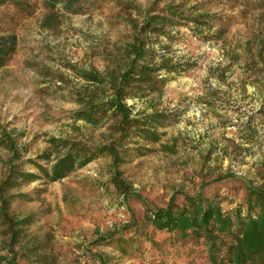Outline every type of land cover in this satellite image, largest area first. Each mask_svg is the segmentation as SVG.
Masks as SVG:
<instances>
[{
    "label": "rangeland",
    "instance_id": "obj_1",
    "mask_svg": "<svg viewBox=\"0 0 264 264\" xmlns=\"http://www.w3.org/2000/svg\"><path fill=\"white\" fill-rule=\"evenodd\" d=\"M44 2L0 8V32L19 39L0 69V139L7 131L17 141L22 158L16 164L50 151L53 138L94 145L110 140L111 122L96 128L74 119L81 109L77 93L88 85L81 74L124 67L146 15L169 17L164 34L148 39L157 54L185 70L163 73L162 93L128 101L135 114L169 115L159 127L160 142L127 143L132 150L123 156L122 179L142 200L121 195L110 182L109 159L99 158L60 182L22 187L21 193L45 192L33 195V202L15 200L11 213L36 215L29 236L48 264H98L101 255L107 264H210L202 242L148 226L146 208L166 207L173 197L183 204L187 195L201 193L223 200L227 209L229 202H244L250 183H260L264 0H81L70 11L49 10ZM199 16L206 17L204 25L192 20ZM11 158L0 147V178ZM23 169L37 173L32 166ZM3 231L0 225V264H38L25 246H15L13 256Z\"/></svg>",
    "mask_w": 264,
    "mask_h": 264
},
{
    "label": "trees",
    "instance_id": "obj_2",
    "mask_svg": "<svg viewBox=\"0 0 264 264\" xmlns=\"http://www.w3.org/2000/svg\"><path fill=\"white\" fill-rule=\"evenodd\" d=\"M25 1L0 0V8L23 7ZM80 1L45 0L44 6L49 10L62 6L70 11L78 7ZM165 11L173 17L177 16L170 10ZM203 19L206 17L199 16L192 20L199 25L202 20L204 25ZM169 21L167 16L144 17L142 25L136 27L137 34L133 43L126 50L127 63L124 67L119 65L107 69L104 74L97 71L82 72L81 76L88 85L77 93L81 109L75 112L74 119L96 128L111 122L108 126L111 131L109 141L94 145L91 142L53 138L49 140L50 151L44 152L36 160L28 159L16 164L22 158L17 149V141L11 133L3 131L0 147L10 152L12 158L0 178V225L4 227V236L10 240L9 248L13 256L17 255L15 246H25L28 254L36 255V263L48 264L46 256L39 255L42 248L40 244L29 236V229L37 222L36 215L20 217L10 210L15 200L33 202V195L41 196L45 192L34 189L32 193H21V188L26 185L39 181L43 185L60 182L91 162L106 158L110 161V182L116 190L126 199L136 197L142 200L132 186L122 179L120 167L126 162L123 156L132 150L127 147V143L160 142L162 135L159 127L169 115L160 112L135 114V108L129 106L128 101H144L151 95L162 93L167 81L162 74L185 70L183 66L175 65L165 54H157L148 39L149 35L164 34L163 27ZM46 26L43 23V27ZM18 46L19 39L15 33L0 32V69L15 55ZM164 148L167 152H173V149ZM41 162L46 164L42 165ZM26 166H32L37 173L24 171ZM259 177V184H249L244 202H229L227 209L223 208V200L208 199L199 193L187 195L183 204H178L173 197L166 207L147 206L145 221L154 231L175 234L181 241L202 242L207 249L210 264H264V163ZM128 228L123 232L131 229ZM113 237H103L94 244L111 241ZM23 241H27V244L23 245ZM120 241L126 246L131 243L130 239ZM119 251L123 257L128 255L124 247ZM98 261V264H107L102 255Z\"/></svg>",
    "mask_w": 264,
    "mask_h": 264
}]
</instances>
